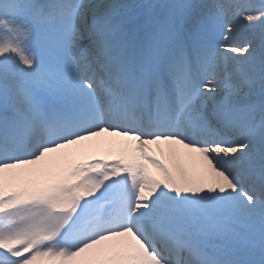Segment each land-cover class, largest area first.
Returning <instances> with one entry per match:
<instances>
[{"label":"snow or ice","instance_id":"snow-or-ice-1","mask_svg":"<svg viewBox=\"0 0 264 264\" xmlns=\"http://www.w3.org/2000/svg\"><path fill=\"white\" fill-rule=\"evenodd\" d=\"M0 264H264V0H0Z\"/></svg>","mask_w":264,"mask_h":264},{"label":"bare ground","instance_id":"bare-ground-1","mask_svg":"<svg viewBox=\"0 0 264 264\" xmlns=\"http://www.w3.org/2000/svg\"><path fill=\"white\" fill-rule=\"evenodd\" d=\"M129 2H130V0H129ZM209 2H211V0H209Z\"/></svg>","mask_w":264,"mask_h":264}]
</instances>
